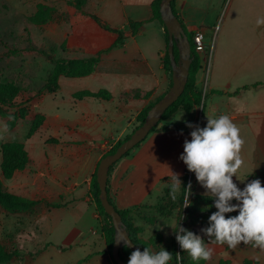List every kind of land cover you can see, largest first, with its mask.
<instances>
[{"label":"rangeland","instance_id":"rangeland-1","mask_svg":"<svg viewBox=\"0 0 264 264\" xmlns=\"http://www.w3.org/2000/svg\"><path fill=\"white\" fill-rule=\"evenodd\" d=\"M92 6L89 0H0V82H11L20 88L13 106L8 108L9 113L17 111L18 107L27 108L24 118L14 121L9 114L0 115V144L22 142L30 158L29 163L11 178H2V183L13 194L39 200L29 210L8 211L0 206V242L8 250L19 252L0 264H113L104 242V220L96 208L90 181L95 170L93 165L117 140L105 136L102 143L97 144L95 139L87 137L82 127L72 130L67 125L75 117L76 100L72 93L81 90L84 84L97 89L99 83L88 77L70 81L71 78L62 76L58 90L48 92L44 89L55 59L100 54V48H105L116 38V34L105 30L90 16L99 13V9ZM198 6L196 17L206 18L207 22L202 32L208 47V69L212 65L215 45L230 23H244L254 20L255 14L258 17L264 15V0H199ZM247 34L250 37L251 34ZM239 37L233 45L246 39L244 36L239 41ZM201 76L200 87L203 89L205 81L207 83L204 70ZM119 99L93 101L92 108L110 112ZM36 115H42L44 119L29 134ZM249 145V158L243 160L242 167L233 176V182L241 190L255 179L264 186V180L259 176L264 175V134L259 135L258 143L250 138ZM257 147L261 150L258 160L252 155ZM195 180V174L188 170L187 187ZM173 182L171 179L168 183ZM196 190L200 194L206 193L198 181ZM170 191L171 186L166 191L168 201ZM180 194L179 187L173 200L175 203ZM146 200L157 201L155 198ZM153 205L141 204L131 213L136 212L141 219L137 221L144 231L143 237L138 233L139 237L146 240L159 233L163 237L160 250H165L170 246L172 227L180 209L174 207L172 210L176 216L160 215ZM233 213L225 214L226 218ZM130 214V220L138 225ZM151 217L154 220H150ZM201 229L204 226L197 221L190 231L206 238L205 245L213 250L206 264H242L244 259L264 264V250L243 243L235 249L227 244L212 243Z\"/></svg>","mask_w":264,"mask_h":264},{"label":"crops","instance_id":"crops-1","mask_svg":"<svg viewBox=\"0 0 264 264\" xmlns=\"http://www.w3.org/2000/svg\"><path fill=\"white\" fill-rule=\"evenodd\" d=\"M89 1L92 2V7L96 6L99 9V13H96L98 17L125 35L117 43L111 40L105 48H100L99 62L94 71L81 76L99 83L97 89L93 90L84 84L81 90L105 89L109 92L110 98L74 97L75 117L67 122L72 130L82 127L88 138L95 139L97 144H100L105 136H112L118 140L123 138V134L126 136L131 133L138 124L137 121L133 124L135 115L150 100L167 92L171 77L165 71L162 62L166 45L164 27L152 15L150 5L153 0ZM198 3L199 0H174L176 12L180 15L185 28L191 32L199 27H205L207 23L206 18L196 17ZM255 16L254 20L244 23L238 21L230 23L215 45L211 68L206 69L201 64L196 74L195 85L203 91V100L193 112L191 114L175 112L165 121L169 126L166 131L149 132L138 146L132 148L114 164L107 180L109 196L117 208L153 205L157 201L147 202L146 199L158 200L164 196L172 185L168 182L174 180L173 174L181 179L186 165L179 157L184 152L185 140H191L190 133L194 130L188 125L203 128L207 125V116L213 118L220 115L229 116L239 128L240 136L244 140L241 158L243 160L249 158L250 138L258 143L259 135L264 134V85L252 86L253 83L264 79L262 45L264 24H257V20L264 19V15ZM129 21H142V24L135 32H131ZM247 33L251 34L250 37ZM244 36L246 39L243 42ZM237 37L239 41L242 39V43L238 42L235 46L233 41ZM202 70L207 77L203 89L200 87ZM74 78L79 77H73L70 81ZM135 89L147 92L148 96L146 98L120 96ZM114 97L120 99L112 105L110 112L106 109L102 112L93 110L91 102H111ZM259 151H261L259 147L252 151L253 157L257 160L261 154ZM97 161L93 168L96 167ZM259 176L264 180L263 174ZM196 186L197 183L195 190ZM145 209H150V206ZM172 215L176 216V213L173 212ZM130 216L135 224H138L137 220H141L136 212H132ZM139 226L143 237L144 228L142 225Z\"/></svg>","mask_w":264,"mask_h":264},{"label":"trees","instance_id":"trees-1","mask_svg":"<svg viewBox=\"0 0 264 264\" xmlns=\"http://www.w3.org/2000/svg\"><path fill=\"white\" fill-rule=\"evenodd\" d=\"M160 2L161 0H153L150 6H151L153 17H156L164 27L166 45H165L164 55L162 57V62H163L165 71L171 77V64H170V59H169V55L167 51L168 34H167L166 28L160 17V12H159ZM171 7H172L173 13L178 17L181 23V26L183 27V30L188 36L190 47H191V62L189 65V71H188V75H187L185 86H184L182 93L178 96V98L175 101H173L166 108V110L162 114L160 118L162 122L161 126L158 128L153 127L149 132H152L154 130L166 131L169 128V126L165 123V121H167L175 112L183 111L186 114H191L194 108L197 105H199L203 100L202 91L199 90L195 85L196 74L199 71L201 64H200V58L198 57L197 53L194 50V45H193V40H192L193 31L191 32L185 29L182 19L180 18V15L175 10L174 0L171 1ZM90 16L93 17V19L98 24H100V26L103 27L105 30L111 31L116 34V38L114 39L113 43H117L119 40L125 37L124 33L121 30L109 26L107 23H105V21H103V19L98 17L96 14L91 13ZM141 24H142V21H129V27L131 29V32H135ZM173 55H174L175 60H177L178 59V49L176 46V42H174V46H173ZM98 62H99V52L96 53L94 56L83 57V58H57L54 60L52 69L47 75V78L44 84V89L48 92L56 91L59 88L58 79L60 76L73 78V77H81V76L89 75L90 73L94 71ZM169 85H171V80H170ZM260 85L261 86L264 85V79L252 84L253 87H257ZM244 88H247V86H244ZM19 92H20V88L14 85L13 83L0 82V115L9 114L11 115L12 121L18 118H24V116L27 113L26 112L27 108L24 106L18 107L17 111L15 112H12V113L8 112V108L13 106L14 100L16 96H18ZM218 92H221V91H218ZM86 96L93 97V98H102V99L110 98L109 92L105 89H99L97 91H90L87 89H83V90H78L73 93V97L78 98V99L86 97ZM120 96L125 97V98H132V97L133 98L134 97L146 98L148 96V93L135 89V90H130L128 92H124ZM160 97H162V95L157 97L154 100H150L136 114L135 120L138 122L137 125L143 122L148 109ZM43 119L44 117L42 115L35 116V118L32 121L29 134L34 132L36 128L40 126ZM128 136L129 134H127L121 139H118L110 147V149H108L105 153L102 154L101 157H103L106 154L112 153L115 150V148ZM138 144H136L134 147L138 146ZM130 150H128L122 157L126 156L130 152ZM0 152H1L0 206L8 211L32 209L36 204H38L39 200L13 194L9 192L7 189H5L2 183V178L3 179L11 178L12 175L16 171L22 170L29 163L30 158H29L27 150L24 147V144L19 141H6L0 144ZM99 160L97 161V164ZM97 164H96V167H97ZM114 164L110 166L108 174L112 170ZM96 167H95V170L92 174L91 181H90L91 190H92L93 197L95 200L96 208L99 214L102 215L103 220H104V226H103L104 242L108 250L109 260H111L113 264H118L116 261H114L111 255V249H112V243H113V237H114V227L112 225L110 216L104 211V208L102 207L100 200L98 198L99 189H98V184L96 181ZM187 174H188V169L186 167L185 173L181 177V186H180L181 194L179 195L180 197H179L178 203H175L172 198L168 201L166 198V194L168 192H165V195L159 198L157 202L153 205V207L156 209V211L160 215L173 214L172 210L174 209V207L180 209V214L173 228L170 246L165 249L172 255V259L169 262V264H206L205 260H199V261L192 260L191 257L188 255V253L181 249L179 243L177 242L175 238L176 236L175 231L178 230V225L190 231L191 226L194 223H197V221H199L204 226V228H206L209 226L210 215L213 212L217 211V209L214 207L213 198H210L205 194H200L195 190L197 179L193 182L191 186V194L189 195V200L191 201L190 206L183 208L184 201H182V199L185 198L184 194L187 193V189H186L187 188V183H186ZM106 189H107L108 200L111 204H113L114 208L119 212L133 243H135L137 247H139L141 250H144V248L147 247L151 249L152 251H153L152 248H155V251L153 252L160 251V246L162 242L161 234L154 233L148 239L144 240L140 238L138 235V233L141 232V227L138 225H134L133 222L130 220L129 214L131 213L133 209H135L139 205H134L132 208L129 207V208L119 209L115 206V204L113 203L112 199L109 196L108 180H107ZM232 215L235 216V215H238V213H233ZM150 220H154V217H151ZM202 239L204 240V242L206 241V238H202ZM249 245H252V244H249ZM131 252L132 251L129 247L124 246L120 252V257L128 263ZM177 253H179L180 256L182 257V259L179 261L176 259ZM17 255H19V252L17 250H8L0 242V262L8 261L9 259ZM242 264H255V263H251L249 259H244Z\"/></svg>","mask_w":264,"mask_h":264},{"label":"clouds","instance_id":"clouds-1","mask_svg":"<svg viewBox=\"0 0 264 264\" xmlns=\"http://www.w3.org/2000/svg\"><path fill=\"white\" fill-rule=\"evenodd\" d=\"M257 24H264V19H258ZM207 121L203 128L188 125L194 130L190 133L191 140H185L184 152L179 157L206 189L205 195L214 199L217 209L209 217V226L201 231L210 242L227 244L231 249L243 243L264 250V186L259 179H255L241 190L233 182V176L244 163L240 155L244 144L240 130L227 115L218 118L207 116ZM173 176L170 195L175 200L181 181L176 174ZM186 189L183 208L191 203V184ZM233 200L237 203L233 204ZM233 212H238V215L226 218L225 214ZM175 232L181 249L192 260L211 259L213 250L205 245L200 236L179 225ZM171 259L172 255L163 248L153 252L145 247L143 251L139 248L132 251L128 264H169ZM176 259H182L179 253Z\"/></svg>","mask_w":264,"mask_h":264},{"label":"water","instance_id":"water-1","mask_svg":"<svg viewBox=\"0 0 264 264\" xmlns=\"http://www.w3.org/2000/svg\"><path fill=\"white\" fill-rule=\"evenodd\" d=\"M171 1L172 0H161L159 5L160 17L168 34L167 51L171 64V85L167 92L148 109L143 122L137 125L129 136L124 139L112 153L101 157L96 167V181L99 189L98 198L104 211L110 216L114 227L111 255L118 264H128L120 257V252L124 246L129 247L131 251L139 247L131 240L119 212L108 200L106 187L109 168L128 150L140 143L153 127L158 128L161 126L162 122L160 118L162 114L166 108L178 98L184 89L191 62L189 39L178 17L172 11ZM174 42H176L178 49L177 60H175L173 55Z\"/></svg>","mask_w":264,"mask_h":264},{"label":"built area","instance_id":"built-area-1","mask_svg":"<svg viewBox=\"0 0 264 264\" xmlns=\"http://www.w3.org/2000/svg\"><path fill=\"white\" fill-rule=\"evenodd\" d=\"M193 45L194 50L197 53L198 57L200 58V64L204 65V67L207 69L209 65V54L207 50V45L204 42V35L202 32V28H197L193 32Z\"/></svg>","mask_w":264,"mask_h":264}]
</instances>
